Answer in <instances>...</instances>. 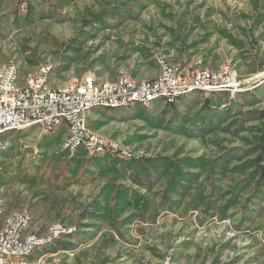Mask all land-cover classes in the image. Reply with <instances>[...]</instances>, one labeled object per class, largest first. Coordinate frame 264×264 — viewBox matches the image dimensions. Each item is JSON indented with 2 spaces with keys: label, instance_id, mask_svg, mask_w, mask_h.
I'll return each instance as SVG.
<instances>
[{
  "label": "rangeland",
  "instance_id": "rangeland-1",
  "mask_svg": "<svg viewBox=\"0 0 264 264\" xmlns=\"http://www.w3.org/2000/svg\"><path fill=\"white\" fill-rule=\"evenodd\" d=\"M231 65L239 91L152 110L99 108L88 126L129 155L70 153L62 134L7 133L6 216L70 230L45 251L68 264H264V0H0V65H52L62 86Z\"/></svg>",
  "mask_w": 264,
  "mask_h": 264
},
{
  "label": "built area",
  "instance_id": "built-area-1",
  "mask_svg": "<svg viewBox=\"0 0 264 264\" xmlns=\"http://www.w3.org/2000/svg\"><path fill=\"white\" fill-rule=\"evenodd\" d=\"M159 73L151 78L133 80L118 75L114 80L97 81L91 74L62 86L49 81L52 65L43 63L20 80L14 62L0 65V152L10 145L6 136L36 126L42 134H62L61 145L70 153L83 150L88 155L105 151L128 156V149L105 139L88 126L95 109L128 111L139 106L152 110L156 103L175 105L192 92L209 94L220 90L239 91L242 84L229 64L219 69L191 67L181 70L163 56L154 57ZM0 197V264H68L57 252L44 248L70 230L65 221H56L40 230L31 226L30 216L19 210L6 216ZM153 264H174L168 257Z\"/></svg>",
  "mask_w": 264,
  "mask_h": 264
},
{
  "label": "crops",
  "instance_id": "crops-1",
  "mask_svg": "<svg viewBox=\"0 0 264 264\" xmlns=\"http://www.w3.org/2000/svg\"><path fill=\"white\" fill-rule=\"evenodd\" d=\"M95 110H97V109H95ZM108 110H110V109H108ZM93 111H94V110H93ZM93 111H92V112H93ZM115 111H124V110H115ZM92 112H91V113H92ZM91 113H90V114H91ZM90 114H89V116H90ZM88 119H89V118H88Z\"/></svg>",
  "mask_w": 264,
  "mask_h": 264
},
{
  "label": "trees",
  "instance_id": "trees-1",
  "mask_svg": "<svg viewBox=\"0 0 264 264\" xmlns=\"http://www.w3.org/2000/svg\"><path fill=\"white\" fill-rule=\"evenodd\" d=\"M183 98V97H182Z\"/></svg>",
  "mask_w": 264,
  "mask_h": 264
}]
</instances>
